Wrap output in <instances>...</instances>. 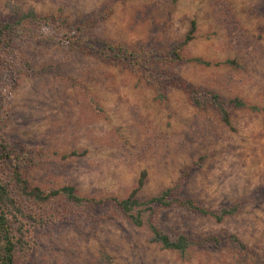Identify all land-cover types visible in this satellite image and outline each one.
Masks as SVG:
<instances>
[{"label": "rangeland", "instance_id": "rangeland-1", "mask_svg": "<svg viewBox=\"0 0 264 264\" xmlns=\"http://www.w3.org/2000/svg\"><path fill=\"white\" fill-rule=\"evenodd\" d=\"M108 0H0L50 14L51 26L0 52V134L31 153L30 184H72L86 196H125L141 170L142 199L170 186L173 193L218 210L242 200L237 212L215 220L174 203L157 207L152 221L170 235L191 239L234 233L259 252L264 248V13L260 0H111L105 19L87 33L139 46L178 39L194 20L188 55L208 65L170 69L226 100L238 96L254 109L226 105L229 122L195 106L179 88L163 84L157 100L141 77L69 44V22ZM64 16L69 26L57 25ZM75 39V38H74ZM74 44V42H71ZM233 58L237 65L216 63ZM52 201L27 221L29 248L19 264H251L224 243L189 248L187 258L149 241L108 208Z\"/></svg>", "mask_w": 264, "mask_h": 264}, {"label": "trees", "instance_id": "trees-1", "mask_svg": "<svg viewBox=\"0 0 264 264\" xmlns=\"http://www.w3.org/2000/svg\"><path fill=\"white\" fill-rule=\"evenodd\" d=\"M260 1L263 2L262 12L264 13V0ZM111 5L112 1L108 0L99 10L76 17L73 23L69 22L72 26H69L64 16L55 18V21L57 25H68L69 28H73L75 39L72 37L68 39L70 45L83 52H91L101 61L119 63L138 74L144 84L151 88L155 99L159 101L165 99L162 87L166 81L167 84L181 89L195 106L213 108L225 124L229 122L227 104L235 108L254 109L253 104L238 96L223 100L217 93L202 90L172 72L170 69L172 64L208 65L212 63L210 60L188 55L183 51L184 45L194 36V20H190L188 28L181 37L162 45L146 43L134 46L119 39L88 34L86 30L88 27L108 17ZM53 22L50 14H39L32 6L22 9L7 4L4 14L0 10V52L4 48L12 49L18 40L30 38L35 31L51 26ZM72 41L74 44L71 43ZM1 61L0 57V63ZM216 63L237 65L233 58H225ZM31 159L29 151L22 146L8 144L0 134V264H19L18 255L24 254L29 248L28 229L25 223L27 221L42 223L44 220L39 218V214L37 215L35 211L52 201L87 206L91 212L99 209H102L101 212H106L110 208L124 216L132 225L145 226L149 233V241L157 243L161 248L175 251L181 258L188 257L190 247L200 246L210 241L215 245L226 244L237 255L249 257L251 264H264V248L258 252L234 233L191 239L182 233L170 235L152 221V214L157 207H167L172 203L220 220L224 215L237 212L242 205V200H236L218 210H211L198 204L191 197H182L173 193L170 186H165L158 192L140 199L136 192L143 183L144 170L139 172L135 185L122 197L112 194L99 197L81 195L72 184L68 183L42 188L36 184H30L26 177V167ZM262 191H264V185L261 189L253 191V195L260 194Z\"/></svg>", "mask_w": 264, "mask_h": 264}]
</instances>
